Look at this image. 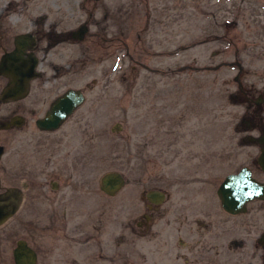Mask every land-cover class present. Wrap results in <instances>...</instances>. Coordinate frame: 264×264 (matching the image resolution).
I'll list each match as a JSON object with an SVG mask.
<instances>
[{"label": "rangeland", "instance_id": "obj_1", "mask_svg": "<svg viewBox=\"0 0 264 264\" xmlns=\"http://www.w3.org/2000/svg\"><path fill=\"white\" fill-rule=\"evenodd\" d=\"M79 1H47L44 28L64 38L48 47L42 39L26 98L0 101L1 120L25 99L41 114L66 87L85 96L54 130L0 128V190L24 183L17 210L0 224V264H13L17 238L34 248L35 264L137 262L136 221L150 189L164 193L159 207L223 215L224 264H264L255 239L264 200L229 215L215 194L242 165L264 179L253 139L263 113L252 102L264 92V0H96L90 16ZM30 6L36 18L45 1ZM83 20L86 37L74 41L68 31ZM47 165L60 171L59 197ZM107 171L124 179L111 195L99 189Z\"/></svg>", "mask_w": 264, "mask_h": 264}, {"label": "flooded vegetation", "instance_id": "obj_2", "mask_svg": "<svg viewBox=\"0 0 264 264\" xmlns=\"http://www.w3.org/2000/svg\"><path fill=\"white\" fill-rule=\"evenodd\" d=\"M44 1L45 9H42L39 14H36V18H33L31 14L33 9L30 6L31 0H0V62L2 56L7 53H13L15 55L14 59H9L6 61L9 64L21 63L27 65L32 61V59L35 60V75L27 81L24 93L17 97L1 99V94L4 91L6 83L10 77L6 73L0 71V101L26 98L30 90L31 80L40 75L39 71L37 70V65L39 64L41 58V56L38 54V49L40 48L42 39L45 38L44 47H48L50 44L64 38V34L63 36H60L58 34V29H56L55 26H45L46 28H44V20L46 17L45 11L49 10L51 12L46 4L49 0ZM84 1L85 0H80L78 7L84 10V12L90 16L92 11L95 9L96 0H88V6H86V1ZM54 8L58 11V7ZM82 24L85 26V31L82 37L78 38L77 35L74 36L72 32ZM87 29V22L86 20H83L68 31V37L74 41H82L86 37ZM232 63L237 66V73L234 75V79L239 84L237 78L238 74L241 72V68L237 61ZM219 64H225V62H219L216 65ZM213 67L214 66L211 68ZM214 68H216V66ZM239 91L244 94V91L240 85ZM245 97L247 100L252 99L246 95ZM262 98H264V92L262 94L256 95L252 99L255 108L262 109L261 113H263V115L259 118V121L261 122V131L263 127L264 116V101ZM50 101L47 104V108ZM37 109L39 108L36 103L27 101L25 99V104L23 106L15 109L11 108L6 111V116L0 120V128L17 129L27 125L30 126L32 124L38 130L51 131L39 129L35 125V120L38 117H41L46 111V109H44L41 114H35ZM73 111L60 123V125L73 113ZM261 131L253 138L258 145V152L260 148L264 146V143L262 144L257 140L258 136L261 134ZM42 146L43 145L41 143H38L37 145L38 148H41ZM258 169L264 174V171L259 166ZM250 171L251 175L255 179L264 181V179L257 178L256 175L252 173V170ZM44 175L46 176V183L49 184L50 190L55 192V197H59V189L63 187L62 184H59L58 180L60 171L55 169L54 166L47 165ZM15 187L20 189L21 200L24 183L20 182V184ZM161 203H163L162 200L151 201L147 199V204L145 206L147 210L142 212L141 216H139V219L136 221L137 234L140 241L138 250L139 258L137 262L131 261L128 264H224L223 215H220L219 212L216 213L212 210L209 212L203 210V208L209 209L210 207H159V204ZM219 209H221L223 213L225 212L229 215H235L225 211L220 206V204ZM214 213L218 217L220 215V220H218L216 223H214L212 220ZM255 239L256 243L261 248L258 250V252L262 260H264V230L259 232ZM258 252L254 250V253L257 255Z\"/></svg>", "mask_w": 264, "mask_h": 264}, {"label": "water", "instance_id": "obj_3", "mask_svg": "<svg viewBox=\"0 0 264 264\" xmlns=\"http://www.w3.org/2000/svg\"><path fill=\"white\" fill-rule=\"evenodd\" d=\"M85 31L82 24L72 33L81 38ZM13 53L2 56L0 71L6 73L10 78L1 94V99H8L22 95L26 89L27 81L35 75L34 62L32 59L27 65L7 63L9 59H14ZM84 99V95L79 88L68 87L56 95L49 103L45 113L35 120V125L42 130L56 129L60 123L77 107ZM264 101V98H262ZM258 142L264 143V116L261 134L257 138ZM3 151L0 144V155ZM259 167L264 171V146H262L256 156ZM123 177L118 171H107L99 177V188L106 194H113L123 184ZM215 193L220 206L227 212L236 214L245 211L246 203L252 199H264V181L255 179L251 175L250 169L243 165L235 172L226 173L218 183ZM21 192L18 187L9 186L0 190V224L11 216L17 209ZM145 196L151 201H160L163 193L157 190H149ZM13 264H35L36 252L29 246L25 239L17 238L11 249Z\"/></svg>", "mask_w": 264, "mask_h": 264}]
</instances>
